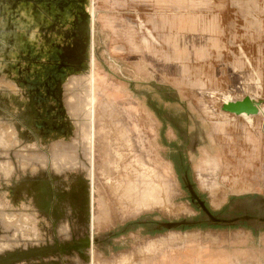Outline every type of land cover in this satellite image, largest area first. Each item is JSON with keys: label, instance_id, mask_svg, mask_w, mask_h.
I'll list each match as a JSON object with an SVG mask.
<instances>
[{"label": "rangeland", "instance_id": "obj_1", "mask_svg": "<svg viewBox=\"0 0 264 264\" xmlns=\"http://www.w3.org/2000/svg\"><path fill=\"white\" fill-rule=\"evenodd\" d=\"M20 3L73 4L79 18L22 27ZM90 3L0 0V264H264V0ZM28 33L74 51L45 59L76 67L45 96L25 81L40 62L21 48ZM87 36L90 84L77 70ZM226 96L260 112L224 111ZM90 177L92 221L73 197ZM186 184L232 223H211ZM180 220L201 222L157 228Z\"/></svg>", "mask_w": 264, "mask_h": 264}, {"label": "bare ground", "instance_id": "obj_2", "mask_svg": "<svg viewBox=\"0 0 264 264\" xmlns=\"http://www.w3.org/2000/svg\"><path fill=\"white\" fill-rule=\"evenodd\" d=\"M83 7L89 12L92 13V6L90 3V0H82ZM42 6V5H41ZM75 6L71 4L70 6H67L61 10H59L57 7L54 6V4L49 3L48 8L42 7H34L31 3H20L17 5V12L19 16V20L22 23V27H36L39 23H41L43 26H47L48 21L50 19V16L57 19V22L62 26H68L72 27L76 25V21L79 18V11L74 8ZM38 8V9H37ZM40 9V10H39ZM39 10V11H38ZM47 13L49 18L46 17ZM46 17V18H45ZM86 22L89 25V28L91 30V20L90 17H86ZM33 32V31H32ZM30 32V33H32ZM35 32V30H34ZM30 33L27 35H24L19 38L21 48L25 53H27L30 57L35 56L40 59L39 64L37 65H31L29 66L26 71H24V77L26 83H29L30 85H38L41 86V89H39L40 93L39 95L45 96L47 95V92L42 87L45 85H50L52 87H58L61 84H63L64 80L67 77V73L69 70H76V67H72L71 65H67L68 67H57L54 64L48 63L45 59L48 58H58L61 56H66L68 58H71L74 56V51L70 50L67 47H63L64 50H62V42L61 37L54 34H48V35H38L35 34V36H32ZM81 55L83 56L85 62L81 64V68H77V70L81 71L85 75V80H87L90 84V79L92 77L91 66H92V49H91V40L87 37H84L82 39L81 47H80ZM58 91V89L56 90ZM55 94V93H54ZM230 99L226 96L224 98L223 103L229 102ZM93 103V102H92ZM48 107L52 106V111H56L57 113L60 112V107L58 105H54L51 103L46 104ZM62 109V108H61ZM88 112H90V105L88 106ZM245 114V113H242ZM88 121L90 123V117H88ZM39 127L41 123H38ZM38 127V128H39ZM44 131V127L39 129V132L42 133ZM14 134L10 131L7 134L8 138L14 139ZM41 140V134H38ZM85 138L87 139V142L89 144V169L92 167V151H91V145H92V139L90 136V128L89 132L85 134ZM55 160V159H54ZM53 160V161H54ZM55 164V162H53ZM52 163V164H53ZM53 164V165H54ZM92 172V170H91ZM43 172H40L37 174V176H42ZM89 182L85 183L82 188H79V190L76 191L74 198L78 199H84L85 205H86V215L88 220H93L92 215V177H90ZM76 183V182H73ZM45 192V185L42 182H36L33 186H25V194L32 196L34 201L38 204L39 199L41 195H43ZM153 193V192H152ZM139 196V195H138ZM150 198V197H149ZM152 198V197H151ZM139 200V199H138ZM141 200V199H140ZM140 202V201H139ZM138 203V202H137ZM139 204V203H138ZM143 205V203H142ZM157 206V205H156ZM22 222H24L22 220ZM92 226V222H91ZM90 240V237H89ZM90 247V245H89ZM86 251V250H85ZM85 260L89 262V264H92V256L87 254L85 257Z\"/></svg>", "mask_w": 264, "mask_h": 264}, {"label": "water", "instance_id": "obj_3", "mask_svg": "<svg viewBox=\"0 0 264 264\" xmlns=\"http://www.w3.org/2000/svg\"><path fill=\"white\" fill-rule=\"evenodd\" d=\"M258 105H259L258 102L254 101L249 96H246L242 100L225 102V103H223L221 108L224 111L234 113L237 115H240L242 113L249 115V114L258 113V111H259ZM186 188H187L188 192L191 194L192 198L195 199L196 202L199 204L202 211L205 213V215L208 217V219L210 220L211 223H218V224L232 223V221H230V220H225V219H221V218H218L216 216H213L208 211V209L205 207L204 203L200 200V198L192 191L189 184H186ZM199 222H201V221L180 220L177 222H162V223H160V225L157 226V228H159V227L175 228V227H179L182 225H189L190 226V225H193V224L199 223ZM89 244H90V240H86L85 245H89ZM75 245L77 246V243H75Z\"/></svg>", "mask_w": 264, "mask_h": 264}, {"label": "crops", "instance_id": "obj_4", "mask_svg": "<svg viewBox=\"0 0 264 264\" xmlns=\"http://www.w3.org/2000/svg\"><path fill=\"white\" fill-rule=\"evenodd\" d=\"M262 21H263V39H264V14H263V20H262ZM263 55H264V54H263ZM183 58H187V57L183 56L182 59H183ZM260 107H261V106H260ZM260 107L258 108V109H259L258 113L260 112ZM256 114H257V113H256ZM263 114H264V113H263ZM250 115L253 116L252 114H250ZM252 120H253V119H252ZM252 120H251V121H252Z\"/></svg>", "mask_w": 264, "mask_h": 264}, {"label": "flooded vegetation", "instance_id": "obj_5", "mask_svg": "<svg viewBox=\"0 0 264 264\" xmlns=\"http://www.w3.org/2000/svg\"><path fill=\"white\" fill-rule=\"evenodd\" d=\"M92 167H93V163H92ZM200 199H202V198L200 197Z\"/></svg>", "mask_w": 264, "mask_h": 264}]
</instances>
